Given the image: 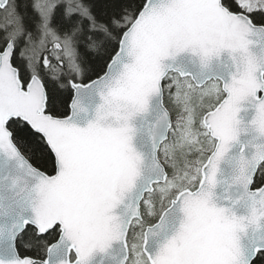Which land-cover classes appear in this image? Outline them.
Here are the masks:
<instances>
[{
  "label": "snow or ice",
  "instance_id": "1",
  "mask_svg": "<svg viewBox=\"0 0 264 264\" xmlns=\"http://www.w3.org/2000/svg\"><path fill=\"white\" fill-rule=\"evenodd\" d=\"M0 264H264V0H0Z\"/></svg>",
  "mask_w": 264,
  "mask_h": 264
}]
</instances>
